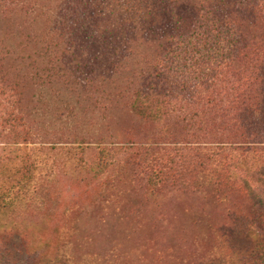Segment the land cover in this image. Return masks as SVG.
Segmentation results:
<instances>
[{
	"label": "rangeland",
	"instance_id": "rangeland-1",
	"mask_svg": "<svg viewBox=\"0 0 264 264\" xmlns=\"http://www.w3.org/2000/svg\"><path fill=\"white\" fill-rule=\"evenodd\" d=\"M59 2L0 0V264H197L225 230L240 248L228 219L245 197L227 179L233 168L202 150L237 141L238 83L166 106L159 123L133 111L124 83L103 86L99 101L73 95L87 115L72 127L54 122L44 104L60 107L67 85L56 97L42 83L58 66L47 27ZM101 142L128 148L97 169ZM155 165L167 176L152 184Z\"/></svg>",
	"mask_w": 264,
	"mask_h": 264
},
{
	"label": "trees",
	"instance_id": "trees-1",
	"mask_svg": "<svg viewBox=\"0 0 264 264\" xmlns=\"http://www.w3.org/2000/svg\"><path fill=\"white\" fill-rule=\"evenodd\" d=\"M52 11L47 37L58 66L42 85L56 97L58 86L67 85L65 100L56 102L60 107L44 104L54 122L72 127L83 110L73 95L99 101L103 86L124 83L122 96L130 98L133 111L159 123L166 106L191 105L220 94L231 79L238 83L232 119L237 141L202 150L234 170L227 179L245 205L228 220L241 244L234 249L228 231H222V248L197 264H264V0H60ZM142 49L150 53L139 62ZM102 143L94 147L103 161L97 169L128 148ZM70 144L67 149H79ZM155 166L146 170L154 176L152 184L167 176ZM7 174L2 168L0 177Z\"/></svg>",
	"mask_w": 264,
	"mask_h": 264
}]
</instances>
